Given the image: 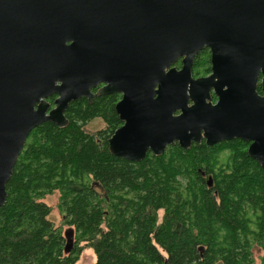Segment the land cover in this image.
I'll return each instance as SVG.
<instances>
[{
  "label": "water",
  "instance_id": "obj_1",
  "mask_svg": "<svg viewBox=\"0 0 264 264\" xmlns=\"http://www.w3.org/2000/svg\"><path fill=\"white\" fill-rule=\"evenodd\" d=\"M204 48L211 75L193 79ZM115 93L111 156L239 140L264 171V0H0V208L30 132Z\"/></svg>",
  "mask_w": 264,
  "mask_h": 264
},
{
  "label": "trees",
  "instance_id": "obj_2",
  "mask_svg": "<svg viewBox=\"0 0 264 264\" xmlns=\"http://www.w3.org/2000/svg\"><path fill=\"white\" fill-rule=\"evenodd\" d=\"M206 55L200 52L195 58L193 74L198 65L208 66ZM256 91L261 93L260 85ZM54 98L48 99L51 106ZM118 100L117 94L94 97L91 103L79 99L65 112V128L44 123L30 132L0 208V264H76L85 249L95 256L91 264H252L245 242L240 246L236 240L232 246L228 237L199 227L229 230L241 224L246 229L254 219L264 234V171L247 156L246 143H192L189 150L175 145L140 163L113 157L107 141L122 124L114 109ZM94 119L103 120L106 129L85 133L83 127ZM222 147L244 151L235 155L233 176L219 185L204 164L209 153ZM187 175L200 183L211 177V187L199 183V206L191 186L182 182ZM55 191L61 228L49 220L51 209L39 200ZM65 233L72 238L68 253ZM221 244L227 251L213 250Z\"/></svg>",
  "mask_w": 264,
  "mask_h": 264
},
{
  "label": "rangeland",
  "instance_id": "obj_3",
  "mask_svg": "<svg viewBox=\"0 0 264 264\" xmlns=\"http://www.w3.org/2000/svg\"><path fill=\"white\" fill-rule=\"evenodd\" d=\"M207 56V55H206ZM202 58L205 59V56ZM203 59V60H204ZM202 66H197L193 70V72L196 74V76H204L206 75L207 71V66L202 63L200 64ZM106 129V124L103 122L101 119H94L91 120L90 122L86 123L85 126L83 127V130L87 134L95 135L97 132L103 131ZM248 148V144H246L245 151ZM244 151V148L240 147L239 149H233V148H227V147H222L219 148L215 151H213L211 154L209 153L207 159H206V164L208 168L211 170V177L213 178V181L215 180L217 184H226L225 179H228L233 176L234 170H235V165L234 162H236L235 155L237 154H242ZM170 156L168 157L167 161L172 162L170 160ZM246 170H249V167H246ZM203 183L198 182L195 180V177L193 175H187L185 180H182L184 184H189L191 186V194L196 197V200L198 201V206L201 204L197 194L200 192L201 185L205 186V181L207 178H204ZM200 183V184H199ZM185 186V185H184ZM206 187V186H205ZM205 188H203L204 190ZM237 192H239L237 188ZM233 196V194H231ZM239 196V195H238ZM122 197V196H121ZM237 198H230L234 199L233 201L237 200ZM40 201L44 202L46 205H48L51 209L49 220L54 224L55 227L61 228L62 227V220H63V213L61 209L59 208V200H60V195L57 191H55L53 194H44L42 197L39 199ZM253 214V213H252ZM255 214V213H254ZM158 221H161L163 212L159 211L158 214ZM248 221V220H247ZM253 223L247 224V228L243 229L241 224L237 228H230L229 230L221 229L219 226L211 227L210 229L206 230V227H203L202 225L199 224L200 229L202 232H208V233H214L217 237H220V235H224L228 237L230 240L232 246H234V242L236 240H240V246L243 242L246 243L247 248L249 249L250 253V259L252 264H264V234L259 231L257 226L254 224V219H251ZM67 227H63L62 231H66ZM213 234V235H214ZM214 235V236H215ZM83 244H81L82 246ZM224 245H217L213 250H226V247L224 248ZM228 251H234V247H231L230 249L227 246ZM95 260V256L93 255L92 251L89 249H85L82 251L81 255L78 258V261L76 264H91Z\"/></svg>",
  "mask_w": 264,
  "mask_h": 264
},
{
  "label": "flooded vegetation",
  "instance_id": "obj_4",
  "mask_svg": "<svg viewBox=\"0 0 264 264\" xmlns=\"http://www.w3.org/2000/svg\"><path fill=\"white\" fill-rule=\"evenodd\" d=\"M200 52H205L206 54H207V56H208V68H207V72H206V75H204V76H201V77H199V76H194L195 74H193L192 73V78L193 79H198V78H205V77H209L210 75H211V64H210V50L208 49V48H204L202 51H200ZM200 54V53H199ZM198 54V55H199ZM197 55V56H198ZM196 56V57H197ZM195 60V59H194ZM177 63L179 64V65H177ZM174 67L176 68V69H180V67H181V59H179L176 63H175V65H174ZM259 81H260V78H259ZM258 85H259V83H258ZM257 85V86H258ZM103 85L101 84V85H98L95 89H92L91 90V92L93 93V94H96L97 93V91H98V89L100 88V87H102ZM116 94V93H115ZM111 95H113V94H111ZM117 95H119V100L117 101V103L120 101V99H121V94H117ZM53 97H55L56 98V96H53ZM95 97H104V96H95ZM210 97H211V103L212 104H215L216 103V101H217V98H216V96H214V94H213V91H210ZM55 98H54V100H55ZM94 98V97H93ZM92 98V99H93ZM49 99V98H48ZM48 99L46 100L47 102H48ZM82 99V98H81ZM84 99H86V98H84ZM87 100V99H86ZM88 101V100H87ZM53 103H54V101H53ZM116 103V104H117ZM54 107V104H53V106H51L50 105V109L51 108H53ZM201 142H204V144H205V141L204 140H202ZM203 177V176H202ZM212 180H211V177H209V178H207L206 179V181H205V186L206 187H211L212 186V182H211Z\"/></svg>",
  "mask_w": 264,
  "mask_h": 264
}]
</instances>
